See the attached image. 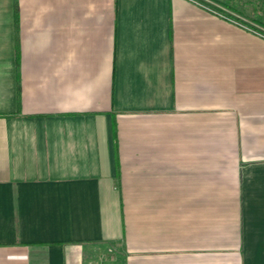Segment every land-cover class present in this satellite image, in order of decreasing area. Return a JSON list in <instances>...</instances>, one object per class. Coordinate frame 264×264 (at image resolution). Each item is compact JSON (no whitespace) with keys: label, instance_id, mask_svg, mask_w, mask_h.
I'll return each mask as SVG.
<instances>
[{"label":"crops","instance_id":"0c3cea01","mask_svg":"<svg viewBox=\"0 0 264 264\" xmlns=\"http://www.w3.org/2000/svg\"><path fill=\"white\" fill-rule=\"evenodd\" d=\"M236 1L0 0V264H264Z\"/></svg>","mask_w":264,"mask_h":264},{"label":"rangeland","instance_id":"374dc122","mask_svg":"<svg viewBox=\"0 0 264 264\" xmlns=\"http://www.w3.org/2000/svg\"><path fill=\"white\" fill-rule=\"evenodd\" d=\"M236 2L237 3H233V5H235L238 10L248 5V8L244 7L247 11H243L242 14L248 18H258L264 25V0H237Z\"/></svg>","mask_w":264,"mask_h":264},{"label":"trees","instance_id":"16d2710c","mask_svg":"<svg viewBox=\"0 0 264 264\" xmlns=\"http://www.w3.org/2000/svg\"><path fill=\"white\" fill-rule=\"evenodd\" d=\"M216 11H218V10H216ZM218 13H220V14H222V15H225L223 12H220V11H218ZM255 20L256 21H258V22H261L259 19H257V18H255ZM251 26V25H250ZM251 28H253L252 26H251ZM254 29V28H253ZM254 30H257V29H254Z\"/></svg>","mask_w":264,"mask_h":264},{"label":"built area","instance_id":"2783aa9c","mask_svg":"<svg viewBox=\"0 0 264 264\" xmlns=\"http://www.w3.org/2000/svg\"><path fill=\"white\" fill-rule=\"evenodd\" d=\"M232 20H234V21H236V22H238V20H235V19H232ZM239 24H241V22H238ZM242 25V24H241ZM246 27V26H245ZM249 28V27H248ZM89 264H98V263H89Z\"/></svg>","mask_w":264,"mask_h":264}]
</instances>
